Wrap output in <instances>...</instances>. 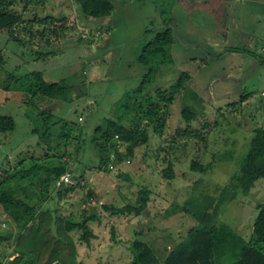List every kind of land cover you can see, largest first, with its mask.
I'll use <instances>...</instances> for the list:
<instances>
[{
	"label": "rangeland",
	"instance_id": "1",
	"mask_svg": "<svg viewBox=\"0 0 264 264\" xmlns=\"http://www.w3.org/2000/svg\"><path fill=\"white\" fill-rule=\"evenodd\" d=\"M112 1L114 7L109 15L90 18L85 25L80 22L81 14L73 0H46L44 5L18 0L13 7L21 10L26 6L22 23L31 21L32 29L17 28L21 43L7 40L6 33L0 32V47L5 56L3 66L0 65V115L8 114L15 120L13 131H0V178L6 174L17 183L29 181L32 165L29 156H41L43 152L55 155L50 158L52 162L57 163L59 158L69 161L74 174L78 173L77 165L84 167L81 185L58 203L61 215L71 213L75 217L83 206L96 207L97 219L88 222L94 233L88 244L79 241L78 230L70 232L80 264H125L130 258L127 245L133 237L147 242L163 257L187 229L197 224L185 213L166 216L165 210L192 193L201 197L217 196L220 187L237 172L252 128L264 124V96L261 95L264 62L248 52V49L259 51L264 38L254 37L249 46L247 40L241 43L243 40L237 39L240 33L242 38L245 34L260 32V25H256L249 10L254 7L264 14V0ZM45 13L66 16L48 25L34 20L33 14L41 17ZM166 25L174 35L169 50L172 60L160 65L150 76L136 58L141 46ZM43 26L42 36H31V31H40ZM49 27H61V30L55 35ZM83 34L84 39L78 40ZM231 46L244 49L237 48L240 52H236L228 49ZM14 69L40 70L51 81L64 77L70 78L69 83L84 80L87 95L72 103L35 98V106L28 107L20 101L21 91L11 86L5 91L1 87L7 71ZM181 71L190 74L189 86L204 105L200 115L212 124L206 145L192 142L188 158L198 155L203 164L211 163V166L202 173L191 171L188 160L179 155L181 160L175 166V177L162 178L158 172L162 165L154 160L155 147L161 138L149 129L148 143L135 148L133 159L125 160L109 172L98 170L96 151L87 139L93 124L107 116L125 91L143 78L151 77L147 81L148 90L165 88L176 81ZM90 98L95 99L94 105L87 104ZM180 98L176 95L169 106L166 132H172L181 123ZM186 99L188 104L195 102L192 95ZM61 119L76 124L68 129L69 137L63 136L68 130L61 127ZM77 125L84 130L82 137L85 138L84 147L78 150ZM21 159L24 160L20 163ZM119 172L127 173L129 179L118 177ZM35 180L26 195L42 201L47 194L39 189L41 179ZM195 180L197 183L193 184ZM143 185L151 192L147 208L141 214L111 215L100 207V203L120 205L134 200ZM263 200L264 178H258L247 190H238L234 199L220 205L219 220L248 240L257 205ZM13 229L12 222L0 211V231ZM8 242L6 237L0 243V264L4 258L13 259L17 255L9 254Z\"/></svg>",
	"mask_w": 264,
	"mask_h": 264
},
{
	"label": "trees",
	"instance_id": "2",
	"mask_svg": "<svg viewBox=\"0 0 264 264\" xmlns=\"http://www.w3.org/2000/svg\"><path fill=\"white\" fill-rule=\"evenodd\" d=\"M16 1L18 0H0V32L6 33L7 40L21 43L17 28L28 26L32 29V25L28 20L22 23L27 8L23 6L21 10L14 9ZM24 1L26 3L34 1L44 5L46 0ZM73 2L79 8L80 22L85 25L89 24L90 18L109 15L114 7L112 0H73ZM262 4L264 6V1ZM65 16L63 13H58L56 16L45 13L41 17L33 14L36 22L47 25L51 22H60ZM42 30H45L44 26L40 31H31V36L35 34L42 36ZM49 30L58 35L61 27H49ZM81 36L78 40H83L85 34ZM173 43L172 28L166 25L141 46L136 58L137 62L148 70L150 76L152 73L155 74L160 65L172 60L169 50ZM248 52L264 62V58L258 55L255 49L252 51L248 49ZM4 62L5 56L0 47V65L3 66ZM150 76L125 91L108 115L93 124L87 139L96 151L97 169L109 172L118 168L125 160L133 159L135 148L148 143L149 129H152L153 133L161 138L155 147L154 160L162 165L158 171L162 178L170 180L175 177V166L181 158L188 160L189 170L199 173L206 171L211 163L203 164L198 155L188 158L187 153L192 147V142L202 143L203 147L206 145L212 125L200 115L204 105L202 99L193 93L189 86L190 74L181 71L174 83L165 88L158 86L154 90L147 89ZM69 80L70 78L64 77L51 81L46 79L40 70L19 72L14 69L7 71L1 87L5 91H8L10 86L16 91H21L20 101L32 108L35 106V98L72 103L87 95L84 90V80L71 83ZM176 95H179V98L181 96L179 99L181 123L172 132H166L169 106ZM188 95H192L195 99L194 103L191 102L192 105L188 104L189 101L186 99ZM87 100H89L88 105L96 103L95 99ZM46 112L48 115L51 114L49 110ZM78 118L81 119V116ZM196 122L198 124H195ZM72 126L76 124L61 119L62 128L68 130ZM14 128L15 120L11 115H0V131H13ZM47 128L48 125L43 131ZM32 131L37 135L38 131L35 127ZM83 132L84 130L78 126L75 138L76 150L84 147ZM63 136L69 137V130L63 133ZM52 156L55 155L47 152H43L41 156L30 154L32 165L29 168L31 172L29 181L17 183L13 179L10 180V176L6 174L0 178V211L14 227L13 231H0V243L8 237V252L17 253L13 259L4 258L2 264H80L77 260L76 243L70 232L78 230L79 241L86 244L94 237L88 222L98 217L95 205L83 206L78 217L71 213L61 215L58 211L59 201L64 200L70 192L81 185L84 167L77 165L78 173L74 174V167L69 161L59 158L55 163L50 159ZM214 156L213 153V160ZM23 160L21 159L20 163ZM109 164L112 165L111 168L108 167ZM66 172L71 173L76 183H58L60 176ZM117 175L122 179H129L127 173L119 172ZM258 178H264V124L252 128L248 148L241 158L237 172L227 184L220 187L217 196L201 197L192 193L182 201L172 203L165 210L166 216L175 212L185 213L197 224L187 229L185 235L169 247L163 257H159L147 242L136 237L129 239L127 247L130 258L125 264H264V200L257 205L258 211L248 240L241 237L228 224L221 222L218 217L222 203L234 199L238 190H247ZM35 179H41L39 189L47 194L46 199L42 201L30 199L26 195ZM196 183V180L193 181V184ZM150 192V188L143 185L137 190L134 200H126L120 205L100 203V207L111 215L124 213L139 215L147 208Z\"/></svg>",
	"mask_w": 264,
	"mask_h": 264
},
{
	"label": "crops",
	"instance_id": "3",
	"mask_svg": "<svg viewBox=\"0 0 264 264\" xmlns=\"http://www.w3.org/2000/svg\"><path fill=\"white\" fill-rule=\"evenodd\" d=\"M260 8H263V6L262 5H260ZM249 15H251L252 16V18L254 19V21H255V23H256V25L258 24V25H260L259 26V30H260V32H257V33H255V34H248L247 36H246V34L244 35V36H242V38L243 37H246V39L244 40V39H242L241 37H240V35L242 34V33H240L239 35H238V37H237V39H240V40H243L241 43H244V41H246L247 40V46H249V42L254 38V37H262V38H264V14L262 13V12H258V10L256 9V8H254L253 7V9H252V11H250L249 10ZM258 13H259V17H258ZM253 16H255V17H253ZM258 21V22H257ZM255 35V36H254ZM226 42V41H225ZM238 42H239V40H238ZM228 44V42L226 43V45ZM225 44L223 45V46H226ZM262 45H264V43L263 44H261V46ZM260 46V47H261ZM236 47V48H235ZM237 48L238 49H240V50H242V49H244V48H242L241 49V47H239V46H231V48H228V49H230V50H232V49H235V51L236 52H240V51H238L237 50ZM223 50H227V49H224L223 48ZM241 52H243V51H241ZM262 53V52H261ZM243 54H244V52H243ZM260 54V51H258V55ZM263 58H264V52L262 53V54H260ZM257 58V57H256ZM260 58H257V60L259 61V62H262L261 60H259ZM9 254H12V253H9ZM17 254V253H16Z\"/></svg>",
	"mask_w": 264,
	"mask_h": 264
},
{
	"label": "built area",
	"instance_id": "4",
	"mask_svg": "<svg viewBox=\"0 0 264 264\" xmlns=\"http://www.w3.org/2000/svg\"><path fill=\"white\" fill-rule=\"evenodd\" d=\"M261 51L264 52V46L261 47ZM261 94H264V91H262ZM109 168L112 167L111 164L108 165ZM62 182L63 184H74L76 183V180L71 177V173L70 172H66L63 175L60 176V179L58 181V183Z\"/></svg>",
	"mask_w": 264,
	"mask_h": 264
}]
</instances>
